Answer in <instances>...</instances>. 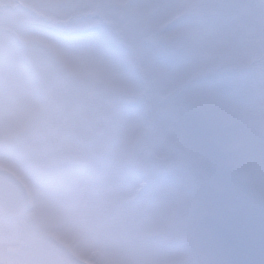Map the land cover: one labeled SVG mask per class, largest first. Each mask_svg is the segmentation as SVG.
<instances>
[{"label": "snow or ice", "instance_id": "1", "mask_svg": "<svg viewBox=\"0 0 264 264\" xmlns=\"http://www.w3.org/2000/svg\"><path fill=\"white\" fill-rule=\"evenodd\" d=\"M0 264H264V0H0Z\"/></svg>", "mask_w": 264, "mask_h": 264}]
</instances>
